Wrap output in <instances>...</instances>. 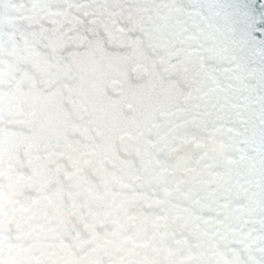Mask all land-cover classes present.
Returning a JSON list of instances; mask_svg holds the SVG:
<instances>
[{
  "label": "snow or ice",
  "instance_id": "6c2138e0",
  "mask_svg": "<svg viewBox=\"0 0 264 264\" xmlns=\"http://www.w3.org/2000/svg\"><path fill=\"white\" fill-rule=\"evenodd\" d=\"M0 264H264V0H0Z\"/></svg>",
  "mask_w": 264,
  "mask_h": 264
}]
</instances>
